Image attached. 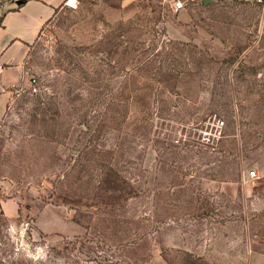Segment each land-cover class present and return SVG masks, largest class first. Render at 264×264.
I'll use <instances>...</instances> for the list:
<instances>
[{"label":"rangeland","instance_id":"1","mask_svg":"<svg viewBox=\"0 0 264 264\" xmlns=\"http://www.w3.org/2000/svg\"><path fill=\"white\" fill-rule=\"evenodd\" d=\"M25 68L0 109V264H249L264 251L263 5L76 0ZM217 119L223 136L204 142Z\"/></svg>","mask_w":264,"mask_h":264},{"label":"crops","instance_id":"2","mask_svg":"<svg viewBox=\"0 0 264 264\" xmlns=\"http://www.w3.org/2000/svg\"><path fill=\"white\" fill-rule=\"evenodd\" d=\"M63 2L25 0L16 5L13 0L0 15V109L12 97L13 91L27 86L29 69L25 68V57L42 28L65 7ZM1 211H5L3 205ZM249 259V264H264V251L254 250Z\"/></svg>","mask_w":264,"mask_h":264},{"label":"built area","instance_id":"3","mask_svg":"<svg viewBox=\"0 0 264 264\" xmlns=\"http://www.w3.org/2000/svg\"><path fill=\"white\" fill-rule=\"evenodd\" d=\"M197 0H162L166 6L170 8L173 12H177L181 9H185ZM240 1H254L264 6V0H240ZM76 5V0H64L63 6L74 7ZM0 70H2V65L0 64ZM31 85L35 83V78H30ZM34 89V86H33ZM224 121L222 119L215 120L214 124L208 129L202 131V140L207 143H214L220 137L223 136ZM247 178L257 179L262 174L257 169H250L246 174Z\"/></svg>","mask_w":264,"mask_h":264},{"label":"water","instance_id":"4","mask_svg":"<svg viewBox=\"0 0 264 264\" xmlns=\"http://www.w3.org/2000/svg\"><path fill=\"white\" fill-rule=\"evenodd\" d=\"M25 0H15V4L16 5H20L24 2Z\"/></svg>","mask_w":264,"mask_h":264},{"label":"trees","instance_id":"5","mask_svg":"<svg viewBox=\"0 0 264 264\" xmlns=\"http://www.w3.org/2000/svg\"><path fill=\"white\" fill-rule=\"evenodd\" d=\"M240 1V0H239ZM15 9V8H14Z\"/></svg>","mask_w":264,"mask_h":264}]
</instances>
